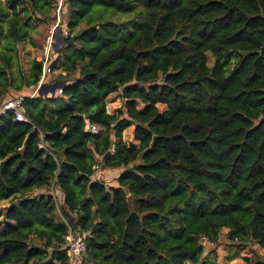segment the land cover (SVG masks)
I'll list each match as a JSON object with an SVG mask.
<instances>
[{"label":"trees","instance_id":"1","mask_svg":"<svg viewBox=\"0 0 264 264\" xmlns=\"http://www.w3.org/2000/svg\"><path fill=\"white\" fill-rule=\"evenodd\" d=\"M58 1L0 0V104L38 85L43 63L25 67L19 45L39 47ZM61 25L58 74L26 97L29 121L0 118V264H69V229L88 241L78 264L264 248V0H63ZM96 164L121 170L116 186Z\"/></svg>","mask_w":264,"mask_h":264},{"label":"rangeland","instance_id":"2","mask_svg":"<svg viewBox=\"0 0 264 264\" xmlns=\"http://www.w3.org/2000/svg\"><path fill=\"white\" fill-rule=\"evenodd\" d=\"M60 3H61V1L59 0L58 4L60 5ZM59 5H57V6H59ZM56 8L52 11L53 16H56V14H57ZM51 26H45V25L41 24V26L38 29V32L35 33L34 38H35L36 42L39 43V47H33L30 42H24L21 45H19L22 48L21 59H22L23 65L25 67L29 65V62L32 59H34V58L37 59L39 57L40 58L42 57L43 47H44L46 38L50 34V27ZM56 35H57V32H56ZM214 63H215V59L211 55H209V64L212 66V65H214ZM57 74L58 73L54 72L51 75L50 78L52 81H54L56 79ZM41 88H42V86L40 87V89ZM36 91H37L36 88L24 89L20 93H16L14 91V92L9 93L8 96L6 97V99L11 98V97L14 98L20 94L31 95V94H34ZM121 92H122V90L120 89L119 91H117V92H115L109 96L108 107H107L109 112H111V113L116 112L122 106L123 100L121 97ZM57 95L58 94H55L54 96H57ZM124 138L129 143L135 142L134 138H133V126H131L125 130ZM120 171L121 170H106L105 176L102 179V181L107 186H116L117 185L116 178L118 177ZM8 204L9 203L7 201H4V202H2L1 206H2V208H5L6 206H8ZM206 248L209 252H211L212 250L215 249L214 253L217 256V261L219 264H247L245 261L246 257L253 258L256 254H258L260 256H264V248H262L257 242H251V243L246 244V245L235 247V246H230L228 244L227 240H221L220 244L217 246L213 245V244L212 245L206 244ZM212 253H210V257L214 258ZM232 255H236V257H235V259H233L231 261L229 258Z\"/></svg>","mask_w":264,"mask_h":264},{"label":"built area","instance_id":"3","mask_svg":"<svg viewBox=\"0 0 264 264\" xmlns=\"http://www.w3.org/2000/svg\"><path fill=\"white\" fill-rule=\"evenodd\" d=\"M61 3L59 6H56L57 8V14H56V22L50 27V34L46 38L44 47H43V54L40 60L43 63V69L42 74L39 80L38 85L35 87L37 91L34 94L31 95H24L20 94L17 95L14 98L6 99L0 104V118L3 115H6L7 113H14L15 119L17 121L21 122H28V118L23 112V103L26 99V97H34L36 96L37 92H39L40 87L44 84L48 83L51 80V75L55 72L52 68V63L54 61V51H55V43H56V32L60 30L61 34L62 31L65 35H68L69 32L66 28V26L61 25V13H62V7H63V0H60ZM57 30V31H56ZM63 88L62 86L59 87L56 91V94H62ZM51 96V93L49 94ZM88 130L92 133H97L99 129L95 126L88 125ZM95 174L93 175V178L98 181H102V179L105 176V171L102 169V167L99 164H96L94 166ZM88 241L86 237L82 235H75L72 229H69V235L67 236L66 240V253L69 258V264H78V260L82 257L84 252L87 249Z\"/></svg>","mask_w":264,"mask_h":264},{"label":"water","instance_id":"4","mask_svg":"<svg viewBox=\"0 0 264 264\" xmlns=\"http://www.w3.org/2000/svg\"><path fill=\"white\" fill-rule=\"evenodd\" d=\"M61 44H62V36L60 30H58L56 35V43L54 45L55 50H58L61 47Z\"/></svg>","mask_w":264,"mask_h":264},{"label":"crops","instance_id":"5","mask_svg":"<svg viewBox=\"0 0 264 264\" xmlns=\"http://www.w3.org/2000/svg\"><path fill=\"white\" fill-rule=\"evenodd\" d=\"M49 93H50V92H49ZM7 99H9V98H7ZM4 100H6V99H4ZM134 143H135V142H134ZM57 192H60V191H58V190H57ZM60 195H61V197L63 198V196H62V194H61V193H60ZM188 264H190V263H188Z\"/></svg>","mask_w":264,"mask_h":264}]
</instances>
